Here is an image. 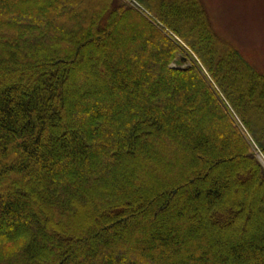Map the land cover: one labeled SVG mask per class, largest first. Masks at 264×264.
<instances>
[{
	"label": "trees",
	"instance_id": "trees-1",
	"mask_svg": "<svg viewBox=\"0 0 264 264\" xmlns=\"http://www.w3.org/2000/svg\"><path fill=\"white\" fill-rule=\"evenodd\" d=\"M134 1L0 0V264H264V167L172 64L263 153L264 74L201 1Z\"/></svg>",
	"mask_w": 264,
	"mask_h": 264
},
{
	"label": "rangeland",
	"instance_id": "rangeland-1",
	"mask_svg": "<svg viewBox=\"0 0 264 264\" xmlns=\"http://www.w3.org/2000/svg\"><path fill=\"white\" fill-rule=\"evenodd\" d=\"M199 1H201L205 8V14L209 19L214 32L227 43V49L234 48L239 51L246 63L252 65L264 74V0ZM123 2L136 5L134 0H123ZM173 39L179 43L181 42L177 37H174ZM181 49L179 48V52L172 64V67L186 68L193 64H196L199 67L204 76L210 82L211 88L214 90L216 96L221 101L227 113L230 115L235 126L242 131L244 137L251 145L254 155H256L260 163H264V153L256 145L252 133L248 131L240 119H238L234 110L226 101L224 95L210 78L202 62H200L199 57L193 54L188 48L183 49L181 47ZM231 81L236 83L237 80L232 79ZM164 82L169 84L167 79L164 80ZM244 83L245 86H243V92L245 93L250 85V82L246 80ZM156 84V82H153L151 85L155 86ZM208 134H210L209 131ZM147 172H149V170H147ZM150 174L152 175L151 172ZM152 177L157 180H162L155 176ZM7 225L8 224H6L4 220L0 222V231L3 233L7 231H15L14 228L16 229V227L10 228Z\"/></svg>",
	"mask_w": 264,
	"mask_h": 264
},
{
	"label": "water",
	"instance_id": "water-1",
	"mask_svg": "<svg viewBox=\"0 0 264 264\" xmlns=\"http://www.w3.org/2000/svg\"><path fill=\"white\" fill-rule=\"evenodd\" d=\"M262 163V162H261ZM262 165L264 166V164L262 163Z\"/></svg>",
	"mask_w": 264,
	"mask_h": 264
},
{
	"label": "bare ground",
	"instance_id": "bare-ground-1",
	"mask_svg": "<svg viewBox=\"0 0 264 264\" xmlns=\"http://www.w3.org/2000/svg\"><path fill=\"white\" fill-rule=\"evenodd\" d=\"M264 164V163H263Z\"/></svg>",
	"mask_w": 264,
	"mask_h": 264
}]
</instances>
